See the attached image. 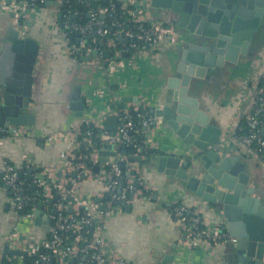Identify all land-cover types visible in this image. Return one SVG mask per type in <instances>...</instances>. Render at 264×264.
<instances>
[{
    "label": "crops",
    "instance_id": "1",
    "mask_svg": "<svg viewBox=\"0 0 264 264\" xmlns=\"http://www.w3.org/2000/svg\"><path fill=\"white\" fill-rule=\"evenodd\" d=\"M5 1L0 0V78L6 80L14 65L15 52L9 40L11 30L19 29L14 25L11 12L5 8ZM50 5H43L30 11L27 20L26 34L20 38H32L40 46L37 64L34 68L36 82L31 100V113L36 114L34 125L1 127L0 126V165L3 159L19 167V173L28 182L38 186L37 172L49 169L54 180L72 178L76 169H65L63 163L72 151L73 135L71 129L86 122L94 123L105 129L109 115L117 114L125 107L144 106L150 109L163 103L173 93L168 87L178 64V47L173 38L166 37L157 59L149 53L139 55L124 54L123 63L117 71L109 74L100 64L87 63L81 56H72L67 51V40L59 22V5L50 0ZM166 11L162 8L148 7L145 11L150 20L168 21ZM263 43L256 48L253 43L254 57L243 56L237 63H228L219 73L204 78H193L192 95L198 98L202 107L222 128L221 139L228 148L237 149L238 140L234 127L240 113L250 111L253 104L251 92L260 75L264 72V22L260 30ZM259 47V46H257ZM11 49V53H10ZM111 56V53H110ZM133 57V58H131ZM82 87V100L85 111L83 116L75 114L71 108L74 87ZM137 97L142 104L125 101L123 98ZM264 126V118L262 121ZM174 134L159 126L152 128V135L143 140V151L135 149L129 152L135 156L142 155L137 161L129 155H122L129 162L127 177L140 181L141 190L129 202L130 208L123 207L108 215L103 223L104 249L108 254H117L131 262L142 261L145 264H163L170 255L172 264H238L234 255L235 243L202 246L191 249L179 241L171 222L173 207L178 203L195 205L198 200L184 184L174 176L157 170L156 162L149 161L146 155L150 147L159 150L175 151L172 143ZM120 152V150H118ZM109 160L117 159L109 156ZM251 173V185L256 186L264 198V158L261 155L246 160ZM100 165L97 170L96 165ZM104 163H95L92 174L80 183L73 185L71 191L81 195V200L90 203L100 199L105 204L109 194L104 180L99 174L104 170ZM29 168H32L33 179L29 180ZM77 175V174H76ZM135 176V177H133ZM69 183V182H68ZM13 193L0 178V261L6 256L5 238L18 227L21 234L32 226L36 240H43L50 235V224L36 225L34 221L21 222L14 209ZM73 202V201H71ZM97 203V202H96ZM99 207H100V203ZM90 205V204H88ZM72 206V205H70ZM84 208L75 204L73 210ZM208 208L205 211L210 224L220 221L216 211Z\"/></svg>",
    "mask_w": 264,
    "mask_h": 264
},
{
    "label": "water",
    "instance_id": "2",
    "mask_svg": "<svg viewBox=\"0 0 264 264\" xmlns=\"http://www.w3.org/2000/svg\"><path fill=\"white\" fill-rule=\"evenodd\" d=\"M50 3L48 1L46 5ZM135 5H142L145 9L162 8L171 17L177 34L175 44L179 60L173 72L175 75L168 79L172 95L162 104L150 107L151 114L158 118L152 128L159 126L173 133L172 143L176 150L170 152L151 146L146 155L150 162H156L158 171L179 179L195 200L214 208L219 222L236 238L234 255L238 264H264V198L257 187L251 185L253 181L246 162L258 155L228 148L221 139L222 128L192 95L190 88L193 78L213 76L243 56L254 57L256 48L263 43L260 30L264 22V0H137ZM93 6L97 7L98 1H94ZM59 17H62V11ZM102 18H105L104 14ZM9 40L16 61L8 78H0V126H14L16 131V127L34 125L36 120V114L30 109L36 82L33 72L40 46L32 38H20L16 29L11 30ZM253 43L256 44L255 50L251 48ZM104 55L110 57V51L105 50ZM83 59L89 60L88 57ZM123 100L142 104L137 97H124ZM71 108L76 115H84L80 85L74 87ZM120 121L118 114L107 117L105 128L110 135L116 133ZM261 133L264 136V126ZM149 135H152V129L147 130L146 136ZM118 149L119 145L106 143L99 151V163H106L112 156L123 164L122 155L142 160V155L129 154L127 149L118 152ZM260 155L264 158V151ZM96 168L99 170L100 165L97 164ZM28 170V179L32 180L33 169ZM76 174L74 171L73 177ZM130 174L131 171H126L120 178V189ZM48 183H51L50 178ZM139 183L135 179L137 186ZM36 187L37 184L33 183L32 188ZM66 187L71 190L73 184L69 182ZM74 198L70 195L68 200ZM53 200L57 202L58 195ZM96 202L100 203L102 210L107 209L100 199ZM124 207L129 209L130 204ZM68 209L73 211V206ZM26 210L24 208L22 212ZM52 214L56 215L57 210ZM33 221L36 225L52 223L41 201L37 204ZM5 252L21 255L24 263L29 264L27 251L6 248ZM173 259L174 256L170 255L163 264H172L168 260ZM4 260L2 264H5Z\"/></svg>",
    "mask_w": 264,
    "mask_h": 264
},
{
    "label": "built area",
    "instance_id": "3",
    "mask_svg": "<svg viewBox=\"0 0 264 264\" xmlns=\"http://www.w3.org/2000/svg\"><path fill=\"white\" fill-rule=\"evenodd\" d=\"M48 1L50 0L5 1V8L11 12L12 20L19 29L20 35L26 34L28 26L26 22L30 11L46 5ZM55 1L59 5V11H62L59 25L67 40V51L77 58L88 57L87 63L102 65L110 75L123 63L124 54L134 56L149 53L157 59L161 55L167 36L173 38L174 43L177 40L171 17L165 13L168 21L150 20L145 14L147 8L135 5L137 0H109L105 5L102 0ZM94 1H98L97 7L93 6ZM103 14L105 18H102ZM74 33L77 34L76 41L72 36ZM98 43H101V46ZM105 50L110 51V57H105ZM250 100L253 107L250 111L240 113L234 134L239 143L237 150L260 155L264 151V136L261 133V118L264 115V72L255 83ZM138 109L139 107H125L117 112L121 125L114 135L103 129L104 145L117 144L118 150L124 146L143 148L136 136L146 134L158 118L152 114L138 113L139 121H136L133 111ZM84 124L76 125L67 132L73 135L70 139L72 151L63 165L65 169L72 167L76 169L77 175L54 180L55 177L49 174V169L45 166L37 172L38 186L42 187L43 192L30 193L27 180L20 176L19 167L7 159L1 161L0 178L13 193L14 209L19 220L32 223L37 209L36 201L39 200L43 203L45 213L53 221L50 235L39 241L35 239L32 226H29L23 234L18 227H15L5 238L6 246L8 249L27 251L29 264H145L142 261L131 262L121 255L108 254L104 249L102 231L105 218L111 212L122 209L125 204L133 201L138 193L134 178L128 179L127 185L120 189V178L124 172L118 159H108L104 163L103 172L99 174L110 195V199L105 202L106 210H102L95 201L90 203L82 201L81 195L77 197L78 193L75 194L66 187L68 182L73 185L78 184L93 173L92 166L99 162V151L104 147L94 148L93 131L87 126L84 131ZM98 124L95 126L100 127ZM79 145L90 149V152L77 155L76 149ZM121 159L123 163L126 162L123 156ZM126 164L131 168L128 161ZM49 178L51 183H48ZM130 193L133 194L131 198ZM55 195H58L57 202L53 200ZM70 195L75 197L73 202L68 200ZM75 204L84 205L85 212L81 213L80 209H75L74 214L64 213L66 207ZM24 208H27L26 212H22ZM208 208L210 207L206 202H198L195 205L178 203L174 206L171 222L179 241L184 242L191 249L236 243V238L228 233L222 222L210 224V220L205 215ZM213 209L212 207L211 211ZM53 210H57L56 215L52 214ZM6 259L8 264H25L21 255L7 254Z\"/></svg>",
    "mask_w": 264,
    "mask_h": 264
},
{
    "label": "trees",
    "instance_id": "4",
    "mask_svg": "<svg viewBox=\"0 0 264 264\" xmlns=\"http://www.w3.org/2000/svg\"><path fill=\"white\" fill-rule=\"evenodd\" d=\"M102 3L104 5L107 4V3H105V0H102ZM85 19H86V17H85ZM72 36H73L74 40L76 41L77 34L74 33V34H72ZM98 45L101 46V43H98ZM138 113L148 114L149 115V114H151V111L147 107L140 106L138 110H134L133 111L134 119L136 121H139V117H137L138 116L137 115ZM263 118H264V115L261 118L262 121H263ZM86 126H87V128L89 127V129L93 131L92 142H93L94 148H98L99 149L102 146H104V140L102 138V134H103L104 130L102 128H100V127H97V126L93 125V124H87V123H85L83 125V130L84 131L86 129ZM145 137H146V134L136 136V139H137L138 143H140V145H143V140L145 139ZM122 149H127L129 152H134L135 151V148L133 146H129V147L128 146H124V147H121L120 148V151ZM86 152H90V149H87L85 146H82V145H79L78 148L76 149L77 155H79L80 153H86ZM88 164L91 165L90 162H88ZM122 167H123V172H126L128 170V166H126V164H122ZM128 178L129 177H127V176L125 177V181H124V186L123 187H125L127 185ZM141 188H142L141 185L140 186H137L136 187V190H141ZM28 189H29L30 193H32V194L37 193V192H43L42 187H39L37 189H32L30 186H28ZM132 195L133 194L130 193V195H129L130 198L132 197ZM105 198H106V200H109L110 199V195L107 193V195H106ZM38 202H39V200L36 201V206H37ZM173 209H174V207H173ZM79 211L81 213H84L85 212L84 208H80ZM64 213H66V214H74L75 212L74 211H69L68 207H66L65 210H64Z\"/></svg>",
    "mask_w": 264,
    "mask_h": 264
}]
</instances>
